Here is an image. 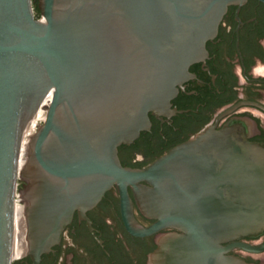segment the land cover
<instances>
[{"label":"water","instance_id":"1","mask_svg":"<svg viewBox=\"0 0 264 264\" xmlns=\"http://www.w3.org/2000/svg\"><path fill=\"white\" fill-rule=\"evenodd\" d=\"M245 1L0 0V264H41L75 212L91 226L86 212L114 186L128 233L175 230L158 235L148 264H245L226 253L264 249L240 241L264 233V143L249 140L251 119L146 169L118 157L169 105L229 5Z\"/></svg>","mask_w":264,"mask_h":264},{"label":"flooded vegetation","instance_id":"2","mask_svg":"<svg viewBox=\"0 0 264 264\" xmlns=\"http://www.w3.org/2000/svg\"><path fill=\"white\" fill-rule=\"evenodd\" d=\"M205 49L176 86L166 109L149 113V129L132 143L118 147L124 167L146 169L175 147L208 129L220 130L234 118L254 121L257 129L249 140L264 143V0L229 5L216 36L207 41ZM128 190L136 221L143 227L153 224L155 220L141 212L134 192ZM86 216L91 226L75 212L61 242L43 255L41 264H148L158 235L175 232L166 229L146 237L128 233L116 186ZM240 241L261 248L264 233ZM226 256L238 257L245 264H264V249H233ZM20 264H31L30 257Z\"/></svg>","mask_w":264,"mask_h":264},{"label":"bare ground","instance_id":"3","mask_svg":"<svg viewBox=\"0 0 264 264\" xmlns=\"http://www.w3.org/2000/svg\"><path fill=\"white\" fill-rule=\"evenodd\" d=\"M45 114H46L45 110L42 109V110L37 114V116L35 117V119L32 121L30 127L28 128V131L26 132V136H25V139H24V141H23V145H24V143H25L27 137L33 134L32 132L35 130V128H36V126H37V123H39L40 120H42V119L45 118ZM23 145H22V149H23Z\"/></svg>","mask_w":264,"mask_h":264},{"label":"rangeland","instance_id":"4","mask_svg":"<svg viewBox=\"0 0 264 264\" xmlns=\"http://www.w3.org/2000/svg\"><path fill=\"white\" fill-rule=\"evenodd\" d=\"M45 118H46V114H45ZM45 118H44V119H42V120H40V121H39V123H40V124H43V122H44ZM38 127H39V126L37 125V126H36V128H35V130H34L32 133H35V132H37V130H38Z\"/></svg>","mask_w":264,"mask_h":264},{"label":"trees","instance_id":"5","mask_svg":"<svg viewBox=\"0 0 264 264\" xmlns=\"http://www.w3.org/2000/svg\"><path fill=\"white\" fill-rule=\"evenodd\" d=\"M38 12V11H37Z\"/></svg>","mask_w":264,"mask_h":264}]
</instances>
